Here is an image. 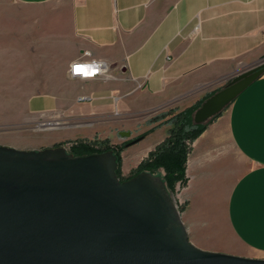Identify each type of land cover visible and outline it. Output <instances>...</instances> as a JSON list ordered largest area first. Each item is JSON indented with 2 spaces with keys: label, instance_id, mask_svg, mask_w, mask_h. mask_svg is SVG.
Wrapping results in <instances>:
<instances>
[{
  "label": "crops",
  "instance_id": "1",
  "mask_svg": "<svg viewBox=\"0 0 264 264\" xmlns=\"http://www.w3.org/2000/svg\"><path fill=\"white\" fill-rule=\"evenodd\" d=\"M8 48L38 87L28 115L71 125L45 141L137 140L122 153L137 166L171 128L153 117L193 107L264 58V0H0ZM84 59L109 75L70 77ZM185 173L175 202L191 244L264 259V74L193 141Z\"/></svg>",
  "mask_w": 264,
  "mask_h": 264
},
{
  "label": "water",
  "instance_id": "2",
  "mask_svg": "<svg viewBox=\"0 0 264 264\" xmlns=\"http://www.w3.org/2000/svg\"><path fill=\"white\" fill-rule=\"evenodd\" d=\"M263 74L264 60L226 78L193 122L220 114ZM116 169L112 152L0 146V264H264L195 247L158 176L120 181Z\"/></svg>",
  "mask_w": 264,
  "mask_h": 264
},
{
  "label": "rangeland",
  "instance_id": "3",
  "mask_svg": "<svg viewBox=\"0 0 264 264\" xmlns=\"http://www.w3.org/2000/svg\"><path fill=\"white\" fill-rule=\"evenodd\" d=\"M2 50L6 51V48L3 47ZM7 50L12 51L14 49L8 48ZM4 51H0V146L12 147L18 150H43L47 148H56L55 146L64 144L62 147L68 151L71 147V141L86 140L87 142H93L104 141L107 139L110 145L116 147L123 146L124 150L127 144L131 142L128 140L121 145L113 144L108 138H104L103 136H93V138L80 137V139L75 138L71 140L66 139V141L60 143L45 141V137H48L51 134L66 133L63 128H69L71 125H65L56 121L48 122L41 118L30 117L28 115L26 109L27 101L30 96L39 94L37 84L26 83L25 81L27 79L22 78L20 73L23 69L19 68L18 65H21L23 61H20L15 57V51H12L9 56H7L8 53ZM263 60L264 58L260 59L256 64ZM242 71L233 73L232 75L225 77L224 80L222 79L220 86L211 93H215L222 89L229 82V80H225L226 78ZM211 93H209V95ZM47 123L51 124L48 125ZM114 140L117 141L116 136ZM123 150H121V158L122 153L124 152ZM124 155L126 156L124 157L126 163L123 165V161L121 162V176L122 178H128L138 165L135 166L134 163L128 162L130 157L129 152H125ZM123 166H128V168L123 171ZM241 169L242 161L240 159L239 172H241ZM171 197L176 201V190L171 194Z\"/></svg>",
  "mask_w": 264,
  "mask_h": 264
},
{
  "label": "trees",
  "instance_id": "4",
  "mask_svg": "<svg viewBox=\"0 0 264 264\" xmlns=\"http://www.w3.org/2000/svg\"><path fill=\"white\" fill-rule=\"evenodd\" d=\"M211 95L213 93L208 95L206 99ZM206 99L184 111L175 112L169 109L151 119L152 122H155L166 118V123L171 126L167 134L168 136L149 152L147 158L138 164L128 178H122L121 176V150H123V146H112L108 143L107 139L93 142H87L86 140L71 141V147L67 153L74 157H80L92 155L93 153L112 152L116 156V175L120 181L130 179L141 172L150 173L161 179L166 190L171 195L175 192L177 185L182 187L187 183L185 170L188 154L191 151V144L219 115L201 124L193 122V114ZM63 145L59 144L55 147H62ZM181 209L179 208V210Z\"/></svg>",
  "mask_w": 264,
  "mask_h": 264
},
{
  "label": "built area",
  "instance_id": "5",
  "mask_svg": "<svg viewBox=\"0 0 264 264\" xmlns=\"http://www.w3.org/2000/svg\"><path fill=\"white\" fill-rule=\"evenodd\" d=\"M198 29V26L195 27V30ZM96 66L98 68V73L97 75L93 76V77H83L82 75H77L74 73L73 69L76 66ZM102 75H109V69L108 67L101 61L98 60H89V59H84V60H76L74 63L71 64L70 69H69V76L72 78H78V79H82V80H91L94 79L98 76H102ZM177 207L179 206L176 202Z\"/></svg>",
  "mask_w": 264,
  "mask_h": 264
},
{
  "label": "clouds",
  "instance_id": "6",
  "mask_svg": "<svg viewBox=\"0 0 264 264\" xmlns=\"http://www.w3.org/2000/svg\"><path fill=\"white\" fill-rule=\"evenodd\" d=\"M74 73L77 75H82L83 77H93L97 75L98 68L96 66H76L73 69Z\"/></svg>",
  "mask_w": 264,
  "mask_h": 264
}]
</instances>
